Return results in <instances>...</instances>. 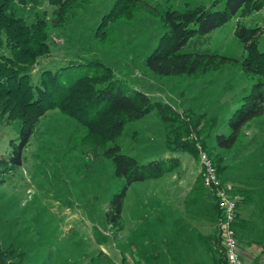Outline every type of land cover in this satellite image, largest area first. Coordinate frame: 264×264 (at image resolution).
<instances>
[{
	"label": "rangeland",
	"instance_id": "rangeland-1",
	"mask_svg": "<svg viewBox=\"0 0 264 264\" xmlns=\"http://www.w3.org/2000/svg\"><path fill=\"white\" fill-rule=\"evenodd\" d=\"M144 1L146 8L133 18L114 19L109 15L113 0H90L70 24L51 26L52 51L34 68V80L45 67L55 68L69 60H102L129 88L169 109L168 120L154 109L128 122L104 147L119 143L123 153L141 162L175 158V168L191 169L202 184V156L206 154L217 164L222 182L231 184L234 192H238V181L248 188L263 183L264 115L244 127L232 149L219 147L215 140L217 133H229L227 118L251 85V73L236 63L205 74L162 77L145 63L164 31L168 9L209 5L213 0ZM40 7L51 15L48 0H41ZM237 19L213 31L202 48L240 56L243 44L234 33ZM239 19L247 26L264 28V6ZM259 47L264 50V33ZM20 127V120L0 118L2 264H85L94 248L101 251L99 263L107 254H119L115 247L119 231L106 222L105 214L111 196L121 191L126 179L115 175L112 159L103 155L97 142L85 137L82 125L59 109H50L24 147L22 164L11 165L3 160L19 143ZM152 181H136L128 187L124 216L131 214L129 204L138 201Z\"/></svg>",
	"mask_w": 264,
	"mask_h": 264
},
{
	"label": "trees",
	"instance_id": "trees-1",
	"mask_svg": "<svg viewBox=\"0 0 264 264\" xmlns=\"http://www.w3.org/2000/svg\"><path fill=\"white\" fill-rule=\"evenodd\" d=\"M89 1L48 0L50 15L40 7L41 0H0V44L5 48L0 51V118L21 121L19 143L13 145V154L3 161L22 164V151L41 117L50 109H59L86 129L85 137L97 142L103 155L112 159L115 175L126 179L121 191L111 196L105 214L106 222L118 232L123 226L128 187L174 169L176 160L141 162L123 153L119 143L104 147L121 134L128 122L154 109L167 119L169 109L148 94L129 88L102 60H69L55 68L45 67L34 80V68L52 51L50 27L70 24ZM146 6L144 0H113L109 15L131 19ZM263 6L264 0H213L209 5L168 9L163 17L164 31L145 59L147 67L162 77L205 74L236 63L251 73V85L227 118L229 133L215 135L217 145L225 149L235 147L244 127L264 115V50L259 47L264 28L247 26L239 19ZM234 17L238 18L234 33L243 44V53L235 56L203 49L212 32ZM217 170L220 176L218 166ZM219 246L223 252L222 244ZM221 260L219 264H225L224 255Z\"/></svg>",
	"mask_w": 264,
	"mask_h": 264
},
{
	"label": "crops",
	"instance_id": "crops-1",
	"mask_svg": "<svg viewBox=\"0 0 264 264\" xmlns=\"http://www.w3.org/2000/svg\"><path fill=\"white\" fill-rule=\"evenodd\" d=\"M151 179L139 200L129 204L131 214H122L115 243L119 254H107L99 263L101 251L94 248L85 264H219L223 253L217 202L198 174L174 168ZM237 185L234 229L243 263L264 264V182ZM124 206L123 211L126 202Z\"/></svg>",
	"mask_w": 264,
	"mask_h": 264
},
{
	"label": "built area",
	"instance_id": "built-area-1",
	"mask_svg": "<svg viewBox=\"0 0 264 264\" xmlns=\"http://www.w3.org/2000/svg\"><path fill=\"white\" fill-rule=\"evenodd\" d=\"M202 180L205 187L212 190L220 208L218 231L221 236L225 264H244L233 223L236 219L237 202L240 195L233 191V186L224 183L219 177L214 162L206 155L202 156Z\"/></svg>",
	"mask_w": 264,
	"mask_h": 264
}]
</instances>
